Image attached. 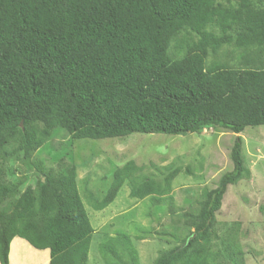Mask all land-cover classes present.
Wrapping results in <instances>:
<instances>
[{"label": "trees", "instance_id": "16d2710c", "mask_svg": "<svg viewBox=\"0 0 264 264\" xmlns=\"http://www.w3.org/2000/svg\"><path fill=\"white\" fill-rule=\"evenodd\" d=\"M181 30L198 38L173 59L169 43ZM231 42L257 55L241 68L207 67L209 49ZM260 125L264 0H0V151L16 141L30 159L55 128L74 139H101L184 135L205 126L239 134ZM230 159L231 170L205 193L195 219L170 194L180 167L159 182L140 178L139 167L128 161L114 170L102 197L88 193V203L96 211L106 208L127 182L130 197L167 202L168 211H183L193 228L190 238L160 252L154 264H228L207 243L227 186L249 176L238 135ZM31 164L39 177L23 191L18 183L4 182L0 172V200L10 199L0 208V264L9 263L15 236L48 248L49 264H87L94 228L75 166L56 172L39 159ZM118 236L137 263L129 237ZM200 240L205 245L194 248ZM118 241L112 237L98 245L107 264L110 254L117 256ZM228 249L240 253L237 243Z\"/></svg>", "mask_w": 264, "mask_h": 264}, {"label": "rangeland", "instance_id": "374dc122", "mask_svg": "<svg viewBox=\"0 0 264 264\" xmlns=\"http://www.w3.org/2000/svg\"><path fill=\"white\" fill-rule=\"evenodd\" d=\"M207 29L218 32L213 25ZM197 38V34L181 30L170 40L169 55L173 59L181 57L187 43ZM256 55L254 49L224 43L216 50L209 49L206 66L241 68ZM237 135L241 137L243 164L249 176L227 186L207 244L219 253L218 259L228 264H264V125L248 126L239 134L205 126L184 135L133 133L101 139H74L65 129L55 128L30 159L24 157L16 141L6 145L5 151H0V172L4 182L18 183L23 191L34 187L39 177L32 159L41 160L56 172L74 165L79 192L94 228L87 264H107L98 245L112 237L119 241L117 256H109L111 264H134L119 232L125 233L136 249L135 264H154L160 252L190 238L193 228L185 223L183 211L171 214L167 202L152 205L148 198L130 197L127 182L115 200L99 211L90 207L88 193L97 199L102 197L114 170L128 161L139 167L140 178L147 176L159 182L169 171L180 167L182 171L172 180L170 194L174 205L187 209L195 219L205 193L217 185L224 172L231 170L230 149ZM186 169L189 172H184ZM9 203L10 199L0 200V208ZM204 243L200 240L194 248ZM232 243L238 244L240 253H230L228 246Z\"/></svg>", "mask_w": 264, "mask_h": 264}, {"label": "crops", "instance_id": "0c3cea01", "mask_svg": "<svg viewBox=\"0 0 264 264\" xmlns=\"http://www.w3.org/2000/svg\"><path fill=\"white\" fill-rule=\"evenodd\" d=\"M48 248L38 249L27 240L15 236L10 242L8 264H49Z\"/></svg>", "mask_w": 264, "mask_h": 264}]
</instances>
